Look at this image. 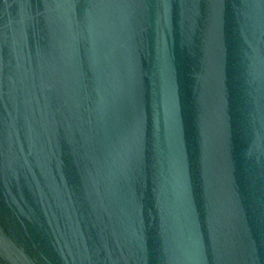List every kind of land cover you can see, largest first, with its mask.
Segmentation results:
<instances>
[{
  "label": "water",
  "instance_id": "obj_1",
  "mask_svg": "<svg viewBox=\"0 0 264 264\" xmlns=\"http://www.w3.org/2000/svg\"><path fill=\"white\" fill-rule=\"evenodd\" d=\"M0 264H264V0H0Z\"/></svg>",
  "mask_w": 264,
  "mask_h": 264
}]
</instances>
